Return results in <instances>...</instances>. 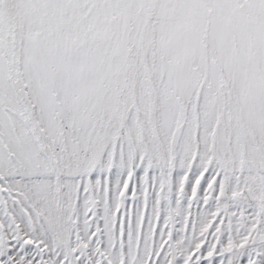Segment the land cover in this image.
<instances>
[{
    "label": "snow or ice",
    "instance_id": "6c2138e0",
    "mask_svg": "<svg viewBox=\"0 0 264 264\" xmlns=\"http://www.w3.org/2000/svg\"><path fill=\"white\" fill-rule=\"evenodd\" d=\"M0 264H264V0H0Z\"/></svg>",
    "mask_w": 264,
    "mask_h": 264
}]
</instances>
